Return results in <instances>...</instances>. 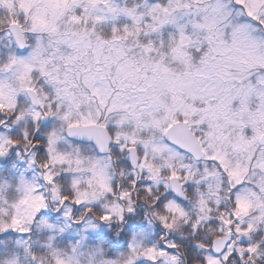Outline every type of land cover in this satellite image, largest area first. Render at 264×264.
I'll return each mask as SVG.
<instances>
[{
	"label": "snow or ice",
	"instance_id": "1",
	"mask_svg": "<svg viewBox=\"0 0 264 264\" xmlns=\"http://www.w3.org/2000/svg\"><path fill=\"white\" fill-rule=\"evenodd\" d=\"M0 26L5 28L0 36L18 49L0 72L14 74L31 94L33 119L58 118L67 123L70 135L86 137L101 152L118 145L127 154L128 167L153 179L167 171L177 191L180 181L205 184L218 205L224 178L236 186L256 180L259 192H238L235 211L228 218L220 215L224 238L206 251L203 261H264V242L237 246L244 237L254 239L264 224V0H141L132 6L116 0H0ZM5 86L0 79V96ZM60 139L56 132L48 136L45 169L72 163L56 151ZM8 144L13 141L0 135V156ZM96 175L98 187L111 191L103 168ZM43 180L52 186L54 200L68 202L50 172ZM20 183L26 195L14 206L18 215L11 227L27 232L24 221L47 203L23 174ZM88 196L78 191L72 203L82 205ZM206 204L202 199V211ZM112 211L120 215L122 209L114 206ZM64 215L67 219L70 210ZM40 224L55 227L44 219ZM88 228L95 230L91 224ZM161 245L148 247L141 256L148 264H159L158 258L177 264L165 251L176 245ZM138 246L133 237L130 247L135 251ZM76 260L72 255L55 264Z\"/></svg>",
	"mask_w": 264,
	"mask_h": 264
},
{
	"label": "clouds",
	"instance_id": "2",
	"mask_svg": "<svg viewBox=\"0 0 264 264\" xmlns=\"http://www.w3.org/2000/svg\"><path fill=\"white\" fill-rule=\"evenodd\" d=\"M4 32L5 28L0 26V33ZM17 52L6 37L0 36V68L7 64L10 54ZM0 79L6 85L0 96V104L5 105L0 108V135L13 141V144L5 145V155L0 156V264H55L58 258L66 259L72 255L77 257L76 264H108L109 261L148 264L141 252L148 247L159 248L161 244L172 243L176 247L165 251L168 256L177 258V264H204L206 251L214 247L218 239L224 238L219 235L220 215L228 218L235 211L238 192L245 188L260 191L254 179H246L244 184L236 186L224 178L218 190L219 205L216 197L208 196L207 186L196 184L194 180L180 181L177 191L173 187L176 182L169 180L167 171L159 172L158 179H153L139 168L128 167L127 154L121 152L118 145L112 144L107 151L101 152L86 137L70 135L67 123L58 118L41 116L39 120L33 119L31 94L23 91L12 73L0 72ZM39 111L43 113L45 109ZM52 132L61 138L55 146L56 151L72 163H58L45 169L43 166L50 163L46 149ZM115 135L114 130L111 133L113 141ZM77 159L81 160L80 164L75 163ZM208 167L213 166L209 164ZM100 168H103L111 191L98 187L96 172ZM47 172L55 177L54 186L59 194L69 198L67 203L60 204L50 195L52 186L43 180ZM21 174L41 189L47 203L46 212L39 213L31 221H24L23 227L29 229L27 232L11 227L13 217L18 215L14 206L26 195L20 183ZM73 179L79 180V184L73 186ZM78 191L89 194L88 202L79 206L72 203ZM93 193L97 194L94 199ZM121 193L129 195L121 199ZM202 199L207 201L203 211ZM169 204L175 207L170 208ZM114 206L122 209L120 215L112 211ZM69 210L71 215L66 219L64 213ZM104 215H110L111 219L101 220ZM41 219L55 227H42ZM65 224L70 227L60 231ZM89 224L94 225L95 230L88 228ZM235 226L233 224V228ZM142 232L145 233L143 237ZM253 236L255 238L251 240L244 237L237 246L264 242V224L258 226ZM133 237L139 241L135 251L130 247ZM240 240L237 236L236 241ZM158 261L164 264L163 258ZM244 264H248L247 260ZM253 264H256L255 260Z\"/></svg>",
	"mask_w": 264,
	"mask_h": 264
},
{
	"label": "rangeland",
	"instance_id": "3",
	"mask_svg": "<svg viewBox=\"0 0 264 264\" xmlns=\"http://www.w3.org/2000/svg\"><path fill=\"white\" fill-rule=\"evenodd\" d=\"M117 3H119L120 5L124 6V5H127V6H132V5H135L137 3H140L141 0H120V1H116ZM41 152H43V149H41ZM47 210H42L41 212H46ZM21 236H26L27 234H19Z\"/></svg>",
	"mask_w": 264,
	"mask_h": 264
},
{
	"label": "water",
	"instance_id": "4",
	"mask_svg": "<svg viewBox=\"0 0 264 264\" xmlns=\"http://www.w3.org/2000/svg\"><path fill=\"white\" fill-rule=\"evenodd\" d=\"M116 1H120V0H116Z\"/></svg>",
	"mask_w": 264,
	"mask_h": 264
},
{
	"label": "trees",
	"instance_id": "5",
	"mask_svg": "<svg viewBox=\"0 0 264 264\" xmlns=\"http://www.w3.org/2000/svg\"><path fill=\"white\" fill-rule=\"evenodd\" d=\"M162 246V245H161Z\"/></svg>",
	"mask_w": 264,
	"mask_h": 264
}]
</instances>
